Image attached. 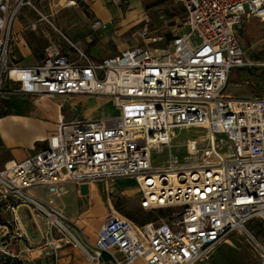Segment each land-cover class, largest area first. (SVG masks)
<instances>
[{
    "label": "built area",
    "instance_id": "2783aa9c",
    "mask_svg": "<svg viewBox=\"0 0 264 264\" xmlns=\"http://www.w3.org/2000/svg\"><path fill=\"white\" fill-rule=\"evenodd\" d=\"M173 2L184 17L167 50L135 46L93 59L61 34L74 56L49 42L39 63L22 67L7 63L8 48L15 15L34 8L32 0H0V85H17L7 93L105 98L116 111L61 122L43 149L0 167V202L40 218L54 254L56 233L89 264H196L242 233L264 264V97L224 93L230 72L250 64L236 28L251 18L264 26V0ZM189 129L200 133L172 156L174 130ZM165 149L166 165L152 166L150 151ZM119 178L134 180L139 208L154 213L152 221L137 224L111 211L91 242L53 202L66 184ZM38 187L47 200L30 193ZM250 220L262 223L261 241L247 230Z\"/></svg>",
    "mask_w": 264,
    "mask_h": 264
},
{
    "label": "rangeland",
    "instance_id": "374dc122",
    "mask_svg": "<svg viewBox=\"0 0 264 264\" xmlns=\"http://www.w3.org/2000/svg\"><path fill=\"white\" fill-rule=\"evenodd\" d=\"M147 8V16H143L141 20L131 27V33H128L127 37H121V39L131 40L134 45L133 47L167 50L169 44L166 45L165 40L168 38L170 41L175 28L182 27L183 10L173 0H151L147 4ZM37 18V16L15 17L8 48L7 63L9 65H17L19 62H21L22 66L28 65L33 63V57L37 60L41 57L40 59L42 60L44 49L49 44L46 43L42 53H40L41 50L39 49L43 46L41 36L45 34L48 37H53L54 43L59 48L65 44L61 34L69 38L73 33L77 36L81 35L80 27L78 26L79 20L73 16L66 18V20H61L60 22L63 25H60L54 18H50L51 25L44 21L46 30L43 33L36 30L37 26L33 29L28 27L29 22ZM17 23L21 27L20 33L14 32V25ZM144 28L146 29V34L142 35L141 33ZM35 30L39 31L38 35L27 36L34 46L29 52L26 48L29 43L23 34L26 31L32 33ZM236 33L237 39L245 52V58L250 64L235 68L230 72L224 93L236 99H245L252 96L264 97V26L257 19L251 18L249 21L238 26ZM88 39L93 40L91 37H88ZM192 41L196 40L193 39ZM82 50L86 52V50ZM70 56L74 55L70 54ZM16 88V84L9 82H3L0 85V115L10 111L9 100H13V98L10 96L12 94L7 93V90ZM68 97H60L64 115L70 113L83 117V115L94 111L99 115V118L116 116V111L112 104L105 98L88 96ZM13 107L15 108L14 104ZM44 121L51 122V119L48 117ZM18 131L10 124H5L3 127L0 125V133L5 137L14 136L18 134ZM199 133L200 130L198 129L174 130V136L171 141V155L180 157L181 152L185 150L184 143L186 139L197 136ZM218 137L221 138L222 136ZM198 144L200 148L207 145L206 142H200L199 140ZM167 153V149L160 152L151 150V165L154 167H164L166 165L165 159ZM5 155V149H0V166L4 164ZM92 184L96 186L94 187L95 195L92 197V204H90V213L88 216L81 218L80 226H78L88 240L94 239L95 227L101 224L105 215L111 211L137 224L146 223L155 218L154 213L139 208V198L134 188L135 182L133 179L96 180ZM40 191L42 190L40 189ZM68 198V196H63L62 200H68ZM55 201L59 202L58 199ZM7 205L10 206L11 203L0 202V264H59L57 253L60 248L59 244L71 246L66 242L65 238L61 237L60 234L53 233L54 238L61 239L59 242H56L58 249L54 254L51 247L50 254L43 255L39 249L40 244L35 242L38 240V232L34 226L33 219L28 217L24 220L22 217L24 211L19 209L17 214H15L10 208H7ZM159 213L163 214V212ZM27 226L33 228L31 232L27 230ZM245 226L257 240L261 241L262 223L260 221L250 220ZM17 232L20 234V237L16 235ZM29 233L31 234L29 235ZM79 236L81 237L82 235L80 234ZM196 264L262 263L257 252L252 247L250 239L245 234L233 233L227 238L226 242L219 244L213 250L207 260L197 262Z\"/></svg>",
    "mask_w": 264,
    "mask_h": 264
},
{
    "label": "crops",
    "instance_id": "0c3cea01",
    "mask_svg": "<svg viewBox=\"0 0 264 264\" xmlns=\"http://www.w3.org/2000/svg\"><path fill=\"white\" fill-rule=\"evenodd\" d=\"M150 1L151 0H32L34 8L23 7L17 11L15 16H37L38 18L29 22V24L35 22L37 26L36 30H39L41 33L46 30V25L44 21L40 19V16H46L49 22L50 18H54L60 25H63L60 22L61 20H66V18L72 16L75 17L79 20L78 26L80 27L81 35L77 36L73 33L70 35V38L64 36L81 50H86L85 53L89 57L100 59L134 46L131 40L121 39V37H127L128 33H131V27L141 20L143 16H147V4ZM96 20L105 24L106 27L94 30L92 24ZM36 30L32 33L26 31L23 34L29 43V45L26 46L28 51L34 46L27 36L38 35L39 31L37 32ZM14 32H21V27L18 23L14 25ZM88 37H91L93 40L88 39ZM41 39L43 46L39 49L41 50L40 53H42L46 43H54L53 37H48L46 34L41 36ZM60 49L63 53L69 55L73 54L66 44H63ZM40 58L41 57L37 60L33 57V63L28 65L22 66L21 62L17 63V65L22 67L32 66L37 64L41 60ZM10 94H12L10 96L13 98V100H9L10 111L0 115V125L3 127L5 124H10L19 131L18 134L9 137H5L0 133V149L3 148L6 151L3 163L9 161L20 162L34 155L43 149L42 147H45L46 139L54 133L59 123L80 118V116L70 113L66 115L63 114V104L60 97L32 98L18 93ZM48 117L51 119V122L44 121ZM82 118L96 119L99 118V115L92 111L87 115H83ZM95 186L94 184H90L88 186V194L81 195L79 194L78 187L70 183L66 184L65 192L53 196V202L55 206L61 209L78 227L80 226L81 218L88 216L90 213V204H92V197L95 195ZM40 189L42 191H40ZM30 193L42 200H47L50 197L45 187L32 188L30 189ZM63 196H68V200H62ZM56 199H58L59 202L55 201ZM20 210L26 211L24 208ZM27 218L28 217H23L24 220ZM33 221L38 232V240L35 242L40 244V252L43 253V255H48L50 254L51 246L48 240L42 235L44 224L38 217H34ZM100 225L101 224L97 225L94 229V238ZM32 229V227L27 226L29 232H31ZM30 234L31 233H29V235ZM60 240L61 239H59L58 242ZM93 240L89 239L91 242ZM59 246L60 248L57 251L59 264H89L87 260H85L84 253L79 248L64 244H59ZM135 264H142V262L138 260Z\"/></svg>",
    "mask_w": 264,
    "mask_h": 264
},
{
    "label": "water",
    "instance_id": "95a60500",
    "mask_svg": "<svg viewBox=\"0 0 264 264\" xmlns=\"http://www.w3.org/2000/svg\"><path fill=\"white\" fill-rule=\"evenodd\" d=\"M79 194L81 195H87L89 192V187L87 184H81L79 187Z\"/></svg>",
    "mask_w": 264,
    "mask_h": 264
},
{
    "label": "trees",
    "instance_id": "16d2710c",
    "mask_svg": "<svg viewBox=\"0 0 264 264\" xmlns=\"http://www.w3.org/2000/svg\"><path fill=\"white\" fill-rule=\"evenodd\" d=\"M170 41H171V39H170ZM170 41H169V39L167 38V39L165 40L166 45H168ZM142 224H143V223H142Z\"/></svg>",
    "mask_w": 264,
    "mask_h": 264
}]
</instances>
